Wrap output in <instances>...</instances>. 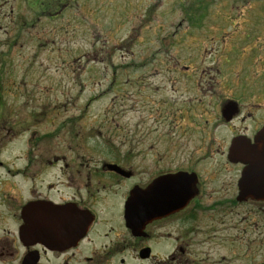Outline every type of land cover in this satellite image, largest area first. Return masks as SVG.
<instances>
[{"label": "flooded vegetation", "instance_id": "obj_1", "mask_svg": "<svg viewBox=\"0 0 264 264\" xmlns=\"http://www.w3.org/2000/svg\"><path fill=\"white\" fill-rule=\"evenodd\" d=\"M74 1L0 0L4 35L19 28L0 43L5 56L27 27ZM234 1L229 25L214 21L226 31L205 35L194 31L211 3L178 4L191 150L131 134L99 144V131L75 133L69 117L46 132L45 105L5 114L0 99V264H264V3ZM7 77L1 69L0 90L13 89Z\"/></svg>", "mask_w": 264, "mask_h": 264}, {"label": "rangeland", "instance_id": "obj_2", "mask_svg": "<svg viewBox=\"0 0 264 264\" xmlns=\"http://www.w3.org/2000/svg\"><path fill=\"white\" fill-rule=\"evenodd\" d=\"M53 1L54 5L58 3L48 0ZM181 2L76 0L71 9L63 11L54 21L40 17L39 25L27 27L14 40L7 56L5 49H0L3 58L0 70L14 84L11 90H0L4 113L28 114L27 102L38 113L45 105V113L51 115L48 121H53L46 124V132L53 131L60 120L69 117L76 123L75 133L92 126L99 131L101 135L95 140L99 144L101 137L131 134L146 147L168 146L175 151L186 145L191 150L192 118L182 109L185 97L182 35L188 31L177 26L182 17L178 8ZM207 2L211 3L210 20L194 34L224 33V27L238 13L233 10L235 1ZM243 2L264 3V0ZM36 18L33 12L28 13L29 20ZM214 21L224 27L219 31L214 28ZM0 26V43L9 40L7 36H17L19 28L4 35L5 27L1 23ZM171 34H179L180 43H170L177 41ZM29 113H34L32 107ZM67 137L61 141L68 140ZM166 139H172L174 144L168 145ZM207 140L212 142L215 136L207 135ZM50 143L53 146L58 141ZM178 154L175 160L181 161V150ZM217 159L213 156L206 163ZM147 163H151L149 159Z\"/></svg>", "mask_w": 264, "mask_h": 264}, {"label": "water", "instance_id": "obj_3", "mask_svg": "<svg viewBox=\"0 0 264 264\" xmlns=\"http://www.w3.org/2000/svg\"><path fill=\"white\" fill-rule=\"evenodd\" d=\"M230 156L232 155L230 154ZM132 218H133V207L130 208V215H129V219L132 220Z\"/></svg>", "mask_w": 264, "mask_h": 264}]
</instances>
